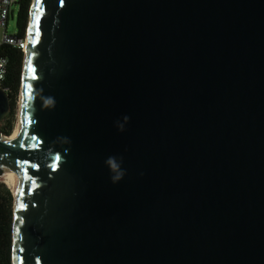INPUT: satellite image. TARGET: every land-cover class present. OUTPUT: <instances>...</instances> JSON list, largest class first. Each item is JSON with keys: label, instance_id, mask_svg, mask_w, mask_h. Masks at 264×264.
I'll return each instance as SVG.
<instances>
[{"label": "water", "instance_id": "1", "mask_svg": "<svg viewBox=\"0 0 264 264\" xmlns=\"http://www.w3.org/2000/svg\"><path fill=\"white\" fill-rule=\"evenodd\" d=\"M37 2L11 264H264V0Z\"/></svg>", "mask_w": 264, "mask_h": 264}, {"label": "trees", "instance_id": "2", "mask_svg": "<svg viewBox=\"0 0 264 264\" xmlns=\"http://www.w3.org/2000/svg\"><path fill=\"white\" fill-rule=\"evenodd\" d=\"M31 0H18L16 27L17 35L25 37ZM2 54L7 58V74L2 84L10 100V110L2 120L1 132L9 135L14 127L15 109L20 86L23 52L11 47H3ZM13 197L4 185L0 187V264H11V216Z\"/></svg>", "mask_w": 264, "mask_h": 264}, {"label": "built area", "instance_id": "3", "mask_svg": "<svg viewBox=\"0 0 264 264\" xmlns=\"http://www.w3.org/2000/svg\"><path fill=\"white\" fill-rule=\"evenodd\" d=\"M18 0H0V89L6 93L2 84L7 74V58L2 54L3 47H11L24 52L26 48V37H19L17 32L7 33V26L12 15L11 8L16 5Z\"/></svg>", "mask_w": 264, "mask_h": 264}, {"label": "bare ground", "instance_id": "4", "mask_svg": "<svg viewBox=\"0 0 264 264\" xmlns=\"http://www.w3.org/2000/svg\"><path fill=\"white\" fill-rule=\"evenodd\" d=\"M1 141L2 137H0V142ZM0 181L7 186V188L12 192V195L16 196L18 179L15 163H13V159L10 156H0Z\"/></svg>", "mask_w": 264, "mask_h": 264}, {"label": "rangeland", "instance_id": "5", "mask_svg": "<svg viewBox=\"0 0 264 264\" xmlns=\"http://www.w3.org/2000/svg\"><path fill=\"white\" fill-rule=\"evenodd\" d=\"M12 16L11 18L9 19V22H8V26H7V33L9 34H14L17 32V27H16V17H17V11H18V7H17V4L14 5L12 8ZM16 109H17V106H16ZM16 109H15V115H16ZM16 118V116H15ZM0 125H2V121L0 122ZM15 127V128H14ZM14 127H13V132L11 133V135L9 137H4L2 136V141H12L14 139V136H15V132H16V125H15V120H14ZM4 135V134H3ZM1 185H4L1 181H0V187ZM6 188L7 186L4 185ZM8 189V188H7ZM9 190V189H8ZM11 192V191H10ZM12 194V192H11ZM12 218H13V202H12V216H11V243H10V251H11V245H12Z\"/></svg>", "mask_w": 264, "mask_h": 264}, {"label": "snow or ice", "instance_id": "6", "mask_svg": "<svg viewBox=\"0 0 264 264\" xmlns=\"http://www.w3.org/2000/svg\"><path fill=\"white\" fill-rule=\"evenodd\" d=\"M36 7L37 8L39 7V0L37 2ZM39 20H40L39 12L33 13L32 23L30 24V27H29V35H30V37H32L29 42L32 44H35V42H36L35 38H37L39 36V31L35 30L39 24ZM29 69L31 70V64L30 63H29ZM33 139H35V137H33ZM21 146H23V145L21 144ZM18 193L22 194V189H18ZM19 207L23 208L24 207L23 203L19 204Z\"/></svg>", "mask_w": 264, "mask_h": 264}, {"label": "clouds", "instance_id": "7", "mask_svg": "<svg viewBox=\"0 0 264 264\" xmlns=\"http://www.w3.org/2000/svg\"><path fill=\"white\" fill-rule=\"evenodd\" d=\"M126 119H127V118H126ZM109 163L112 164L113 167L116 166V165L113 163L112 158H110ZM115 178H116V179L122 178V175H121V176H117V177H115Z\"/></svg>", "mask_w": 264, "mask_h": 264}, {"label": "flooded vegetation", "instance_id": "8", "mask_svg": "<svg viewBox=\"0 0 264 264\" xmlns=\"http://www.w3.org/2000/svg\"><path fill=\"white\" fill-rule=\"evenodd\" d=\"M12 16V15H11Z\"/></svg>", "mask_w": 264, "mask_h": 264}]
</instances>
